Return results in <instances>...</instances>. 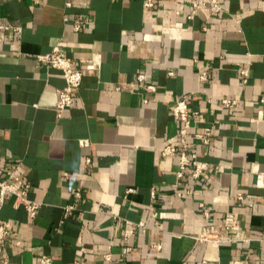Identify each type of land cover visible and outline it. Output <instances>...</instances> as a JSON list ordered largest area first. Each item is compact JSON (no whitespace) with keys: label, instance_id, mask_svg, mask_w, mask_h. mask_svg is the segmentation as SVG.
<instances>
[{"label":"crops","instance_id":"crops-1","mask_svg":"<svg viewBox=\"0 0 264 264\" xmlns=\"http://www.w3.org/2000/svg\"><path fill=\"white\" fill-rule=\"evenodd\" d=\"M154 2L0 0L10 27L0 29V179L14 173L12 185L29 184L42 203L30 217L4 198L7 264L42 254L52 264H264V0H220L221 13L207 5L192 16L189 3ZM55 46L83 72L60 116L64 79L36 60ZM179 98L194 112L189 149L209 165L197 183L161 155L165 140L179 146ZM204 128L208 145L193 137ZM228 217L238 241H198L203 225Z\"/></svg>","mask_w":264,"mask_h":264},{"label":"built area","instance_id":"built-area-1","mask_svg":"<svg viewBox=\"0 0 264 264\" xmlns=\"http://www.w3.org/2000/svg\"><path fill=\"white\" fill-rule=\"evenodd\" d=\"M190 4L191 15H195L204 9L207 5H210L212 11L215 13H221L222 8L220 6V0H179ZM69 4V2L67 3ZM144 6L147 8H153L155 6L154 0H144ZM79 26L76 24V28ZM0 29L8 30L9 26H0ZM12 31L19 33L20 26H12ZM36 60L50 67L56 68L60 71L62 78L64 79V86L56 90L57 103L55 111L60 116L66 108H69L74 103V94L79 88L83 76L82 70L76 66L72 58L67 56L58 46L52 48L50 52L45 54H38ZM242 74L246 77L247 73L245 69L241 70ZM143 74L138 75V79L142 80ZM200 80H207L208 73L206 70L201 71L199 74ZM149 89H154L152 86H148ZM264 101V100H263ZM224 107L234 108L237 104V100L234 98L224 97L221 100ZM174 118L180 121V126L176 130L179 146L173 144L171 140H165L163 147L161 148L162 156H172L176 158L178 163L177 177L179 179L188 178L194 183L200 181L206 170L209 168L207 162L201 160L196 151L189 149V130L192 127L194 112L189 107L188 102L184 98H179L174 101L171 108ZM210 128H204L203 132L193 135L194 138L199 139L204 145L210 143ZM81 144H87V140H81ZM18 181V178L14 173H10L7 179H0V208L4 202V198L7 195H12L18 199L19 204L27 211L30 217L37 215L41 206V202L32 200L28 197L29 184L23 183L21 187L16 188L12 185V181ZM190 193V190H187ZM154 194V192H153ZM238 200H243V195L237 193ZM71 208V207H70ZM69 209V208H68ZM206 218L208 213H204ZM138 225H141L139 223ZM12 229V222L10 220H0V256L1 263L7 264V260L3 258V251L7 240L9 239ZM238 229V224L232 218H226L223 224L215 225L207 223L203 225L201 231L197 237L201 243H209L213 246H220L222 244H228L238 241L235 230ZM133 228H129L123 232V238L128 241L132 235ZM155 250L161 248L160 244H152ZM132 250L130 245L124 246L122 252L128 253ZM104 258L109 260L110 254H104ZM38 264H52L50 256L42 254L38 258ZM73 264H81L80 261H75ZM183 264V263H181Z\"/></svg>","mask_w":264,"mask_h":264}]
</instances>
